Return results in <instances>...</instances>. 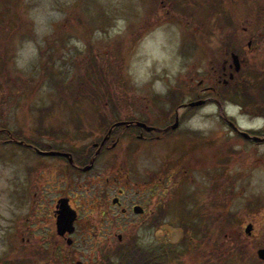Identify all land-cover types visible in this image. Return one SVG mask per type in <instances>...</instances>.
I'll list each match as a JSON object with an SVG mask.
<instances>
[{"label": "rangeland", "instance_id": "1", "mask_svg": "<svg viewBox=\"0 0 264 264\" xmlns=\"http://www.w3.org/2000/svg\"><path fill=\"white\" fill-rule=\"evenodd\" d=\"M222 20L229 31L245 26L241 40L251 45L241 80L216 86L218 104L238 127L264 132V0H0V137L81 145L115 119L206 97L210 64L220 67L214 51ZM215 104L206 97L183 119L189 135L151 145L123 135L96 159L101 175L72 173L65 193L80 213L66 235L71 242L56 234L51 195L40 203L34 155L0 140V264H108L133 246L146 264H262L264 142L232 135ZM165 164L190 171L177 190L160 194L152 219L130 215L116 224V188L142 192L148 176L168 185ZM20 177L27 192L21 202ZM100 186L108 196L102 214L92 194ZM222 206L231 217L226 226L214 224ZM117 234L123 241L115 245Z\"/></svg>", "mask_w": 264, "mask_h": 264}, {"label": "flooded vegetation", "instance_id": "2", "mask_svg": "<svg viewBox=\"0 0 264 264\" xmlns=\"http://www.w3.org/2000/svg\"><path fill=\"white\" fill-rule=\"evenodd\" d=\"M163 1L165 0H159L161 4H163ZM222 22L225 24L224 20ZM258 24L259 21L257 22ZM257 24V25H258ZM224 29V35L222 36V40L220 43H218L219 46H215L216 52L214 51V55L218 58L220 56L219 62H216L219 68L215 69L214 65L210 64V71L212 75V83L209 85L203 86L201 89H205L208 91V99H210L213 103L215 102V108L220 110V114H222L220 105L218 104L219 92L215 91L216 86L221 84V86H227L231 84V82L235 83L239 80H241L243 67L246 64V51L250 49V39H245V43H243L242 38V32H245V26H241V30L237 31H229L227 25L222 27ZM261 33V32H260ZM262 34V33H261ZM259 34L258 38L259 40H262L263 35ZM214 58V57H213ZM216 65V66H217ZM263 88V86H261ZM213 92L217 93L218 96L213 94ZM222 96V95H221ZM206 97L200 98L199 95L196 94V97L194 100L199 99L205 101ZM192 101V100H191ZM183 103H177L170 107V110L165 111H157L158 114L154 115H148L146 114V111L144 114H142L141 117H135V118H127L122 119V123H115V120L112 121L109 125L106 123L103 125L102 132L99 134V137L94 138L91 142H83L81 145H77L75 143H69V142H61L57 143L58 139L55 138L54 140L48 141L47 140H41L37 139V137H30L27 138L25 136H17L12 137L9 139H6L5 137H0V140L6 141V142H12L16 145L17 150H25L29 155H34L33 157L36 159L35 163L31 164L30 167L37 166V168L41 171L40 174L36 173V181H34V186L36 185V190L40 193L42 199L40 200V203L46 200V197L49 195V199L53 204V216H55V211L58 208L57 206L63 202L64 198L66 199V202L68 205L74 209L75 211V219L73 221V225L75 223V220L77 219L79 213H80V204L75 205V202L77 201L76 198L73 200H70V197L67 193H65V183H67V179L71 177L72 173H79L83 174L85 171H95V175H101L98 167L96 166V159L103 155L105 152H112L114 148H116L119 143L121 137L123 135H129L130 138H133L136 141H139L140 143H147L151 145V142L154 141H164L165 139L174 141V137L178 136L179 134H190V129L185 128L184 130L181 129V125L183 122V119H190L194 108L195 107H202L201 104H193L190 106L188 102ZM149 112V111H148ZM150 114V113H149ZM220 121L223 125H226L228 128V131L232 133L237 138L242 139L245 143H249L252 145H257L260 142H264V132H262L261 129H257L256 131H252L251 129H242L237 126V123L231 120L230 116L226 115H220ZM139 119V120H138ZM144 123V125H139V123ZM149 125L151 127L150 129L146 128L145 126ZM261 128V127H259ZM242 132L247 133L246 136L242 134ZM256 137V138H253ZM60 140H64V138H61ZM223 146V145H222ZM225 146V145H224ZM147 147V146H146ZM219 148L215 149V151ZM222 150H224V147H221ZM170 150V148H169ZM168 150V151H169ZM220 150V149H218ZM52 151V152H51ZM222 151H218V153H221ZM184 165V164H180ZM160 167L162 165H159ZM158 166V167H159ZM159 167V168H160ZM165 167L170 168V172L168 174V178L170 179V182L168 185H162L161 180H157L156 183L151 182V178L148 176V180L145 182V187L142 192H132L125 190L124 188H121V186H118L116 188L115 196L110 198L111 205L115 207L118 211V213L113 216L114 222L117 224V222L121 223L122 225H125L127 218H131L130 215H142L144 216V220H150L152 219L151 214H153L154 211H156L157 204L159 207H161V201H163V198L161 197V193H164L166 191L167 187H172L174 190H177V187L180 186L179 180L181 176L185 175L186 173H189L190 170L182 168L179 169L178 165L171 166L168 164H165L163 166V169ZM185 167V166H184ZM158 168V169H159ZM162 169V170H163ZM52 170V175L49 174V172ZM48 171L47 173H45ZM98 171V172H97ZM167 171V169H165ZM44 173V175H43ZM94 175V177H95ZM172 176V177H171ZM21 178V177H20ZM117 181L113 182V186H115V183ZM61 183H63V186L61 187ZM25 179L22 177L20 179V185L19 183L16 186V189H19V196H17V199L21 202L25 195H27V192L25 190ZM107 188L109 189V186L107 185ZM156 188H159V192L157 193L158 198L152 199V197L156 193ZM108 189L106 191H108ZM41 190V191H40ZM34 191V192H35ZM33 192V194H34ZM45 194V195H43ZM93 197L95 198L93 202L96 201L97 205L101 206L103 209L100 210L101 214L103 210L107 209V206L103 207V201L105 198H108L107 192L102 191L101 186L97 189L94 188L92 191ZM154 194V195H153ZM45 196V198H44ZM44 198V199H43ZM214 200V199H213ZM153 201L154 206H151V202ZM225 201V200H224ZM36 203V204H40ZM215 203V200H214ZM220 202H217L218 204ZM222 205L224 203H220ZM98 206V207H99ZM225 206H222L219 208V213L222 215V217H219V219H216L217 221H214L215 225H223L226 226L230 223L231 217H228V212L226 213L225 210H223ZM160 215H157L155 217V221L157 222L159 220ZM143 221V220H142ZM145 222V221H143ZM147 222V221H146ZM244 225V231L247 233L248 236L251 235V224L252 222L247 219L243 222ZM245 227L248 229L246 230ZM73 231V230H72ZM71 233V232H69ZM57 234V233H56ZM68 232L64 233L63 236L60 234H57L61 236V238H66V235ZM227 236L226 230L223 233ZM94 236V235H93ZM110 239V238H108ZM123 241L122 235L117 234L116 236V243L115 245H118V243H121ZM71 242V241H70ZM84 242V240H83ZM261 248V247H259ZM258 258V256H257ZM259 259V258H258ZM79 261V260H78ZM259 261L263 264L264 259H259ZM76 264V262H75Z\"/></svg>", "mask_w": 264, "mask_h": 264}, {"label": "water", "instance_id": "3", "mask_svg": "<svg viewBox=\"0 0 264 264\" xmlns=\"http://www.w3.org/2000/svg\"><path fill=\"white\" fill-rule=\"evenodd\" d=\"M203 100H193L191 102H188L190 106L193 104H201ZM139 125H144V123H140L139 121L137 122ZM146 128L150 129L149 125L145 126ZM244 136H246L247 133L242 132ZM256 138V137H253ZM264 139V137H262ZM52 152V151H51ZM58 208L55 211V216H54V227L55 231L57 234H60L61 236L64 235L66 232H71L73 230V221L75 219V211L72 209L68 203L66 202V199L64 198L63 202L57 206ZM246 230H248L245 227ZM66 242L70 241V238L66 237L65 239ZM256 255L258 256L259 259H264V246L262 248H259L256 250ZM76 264H81V262L77 261Z\"/></svg>", "mask_w": 264, "mask_h": 264}, {"label": "trees", "instance_id": "4", "mask_svg": "<svg viewBox=\"0 0 264 264\" xmlns=\"http://www.w3.org/2000/svg\"><path fill=\"white\" fill-rule=\"evenodd\" d=\"M263 89V88H262ZM256 97V95H255ZM2 133V131L0 132ZM143 252L135 247H129L127 250H122L118 253V257L115 261H111L108 264H146Z\"/></svg>", "mask_w": 264, "mask_h": 264}, {"label": "clouds", "instance_id": "5", "mask_svg": "<svg viewBox=\"0 0 264 264\" xmlns=\"http://www.w3.org/2000/svg\"><path fill=\"white\" fill-rule=\"evenodd\" d=\"M17 63H18V66H19L21 69H23V68L26 67V64L23 63V62L17 61Z\"/></svg>", "mask_w": 264, "mask_h": 264}]
</instances>
